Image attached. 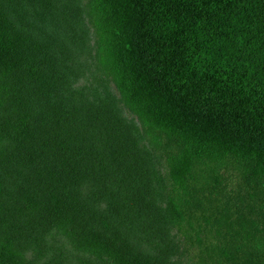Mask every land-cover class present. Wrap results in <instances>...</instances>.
<instances>
[{
	"label": "trees",
	"instance_id": "obj_1",
	"mask_svg": "<svg viewBox=\"0 0 264 264\" xmlns=\"http://www.w3.org/2000/svg\"><path fill=\"white\" fill-rule=\"evenodd\" d=\"M92 12L120 95L110 105L68 96L69 69L53 43L0 11V137L13 143L23 193L42 215L78 228L115 264H169L164 252L143 253L134 232L165 237L205 193L228 220V202L212 197L230 162L264 193V0H94ZM119 104L174 145L168 169L179 194L165 208L141 131ZM219 227L225 264H264V236L236 247Z\"/></svg>",
	"mask_w": 264,
	"mask_h": 264
},
{
	"label": "rangeland",
	"instance_id": "obj_2",
	"mask_svg": "<svg viewBox=\"0 0 264 264\" xmlns=\"http://www.w3.org/2000/svg\"><path fill=\"white\" fill-rule=\"evenodd\" d=\"M92 6L94 0H0V11L20 32L53 43L69 69L72 88L68 96L81 106L100 102L110 105V100L118 101L120 95L107 67L101 63ZM119 110L127 120L135 121L141 131L155 174L152 180L155 199L165 208L167 196L179 194L168 169L174 145L158 132L145 129L123 105L119 104ZM14 151L13 143L0 137V264H115L104 252L88 245L78 228L53 222L42 215L40 206L29 201L23 193L29 188L28 182L21 177L18 165L11 162ZM219 182L222 187L212 199L218 201L216 204L228 202V220L214 213L205 193V201L203 198L201 201L204 206L201 203L198 210L190 207L182 223L169 222L165 237L154 232L156 228H152L150 236L143 234L142 228L135 231L134 239L143 253L157 256L164 252L169 264H225L216 249L217 225L220 234L227 240L233 238L236 247L240 246L242 236L248 237V243L264 236L262 190L253 186L233 162L226 165ZM203 216L209 218L208 224ZM141 223L135 222L133 230L143 226ZM220 240L223 241L221 236ZM245 256V261L250 260L248 252Z\"/></svg>",
	"mask_w": 264,
	"mask_h": 264
}]
</instances>
